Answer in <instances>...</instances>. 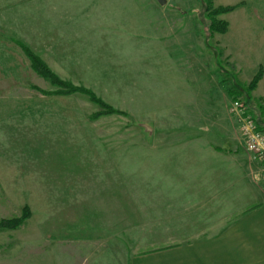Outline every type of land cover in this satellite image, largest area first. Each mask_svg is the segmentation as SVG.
Returning a JSON list of instances; mask_svg holds the SVG:
<instances>
[{
    "label": "rangeland",
    "instance_id": "374dc122",
    "mask_svg": "<svg viewBox=\"0 0 264 264\" xmlns=\"http://www.w3.org/2000/svg\"><path fill=\"white\" fill-rule=\"evenodd\" d=\"M205 1L166 0L167 12L164 13L168 16L165 18L145 0L131 4L134 23L141 30L135 33L138 42L157 41V32L165 28L159 22L166 24V35L161 36L165 39L158 40L148 51H140L152 66L151 85L160 95L164 88L162 76L173 69L167 63L173 65L183 60L175 65L181 74L197 75L200 86L209 81L222 88L223 94L216 98V104L226 107V115L234 123L239 125L229 107L235 97L244 101L264 131V0H211L213 7L234 6V9L217 17L227 21V31L214 33L210 38ZM16 2L23 4L22 17L26 23L19 28L24 32L32 27L30 21L35 17L32 11L44 16L49 10L70 5L67 1L0 0V220L19 217L25 205L31 212L17 229L0 230V264H93L114 245L113 234L106 239L100 237L105 232H113L102 223L100 213L105 218L108 211L96 209L100 198L95 197L94 191L110 189L116 181L118 186L124 187L133 183L123 175L125 172L119 173V179L114 181L102 176V163L96 162L102 156L101 144L112 138L119 139L120 143L122 140L159 143V139L165 137L168 122L173 126L176 120L182 119H175V114L160 117V107L155 111L158 115L141 112V106L136 103L137 95L143 92L142 83L132 80L136 76L118 71L102 76L72 71L58 76L75 85H88L106 103L128 111L129 115H101L93 119V114L102 108L87 96L75 93L52 98L33 89L35 86L42 91H53L58 87L35 73L26 54L2 32V22L13 21L14 9L7 12L8 17L2 12L14 8ZM143 29L150 37L142 34ZM76 69L81 72L80 67ZM259 70H262L260 80L248 91V85ZM137 88L141 90L136 92ZM14 106L22 107L23 113L16 109L2 111ZM34 117L42 124L38 129L31 124ZM43 122L48 123V127L43 126ZM134 147L118 155L133 154L137 160L146 147L142 144ZM104 148L109 150L111 146ZM248 156L250 163L257 161ZM119 164L122 169L125 163L119 160ZM259 180L264 190L263 176ZM87 192H92L91 199L86 198ZM81 202L91 205L84 206ZM148 245L150 243L138 247Z\"/></svg>",
    "mask_w": 264,
    "mask_h": 264
},
{
    "label": "crops",
    "instance_id": "0c3cea01",
    "mask_svg": "<svg viewBox=\"0 0 264 264\" xmlns=\"http://www.w3.org/2000/svg\"><path fill=\"white\" fill-rule=\"evenodd\" d=\"M50 1H67L70 5L49 10L44 16L32 11L35 17L28 32L19 28L26 23L22 2L2 12L8 17L7 12L14 9L13 21L2 22L1 29L22 53L18 41L39 55L57 75L72 71L89 76L116 71L132 74L136 76L132 80L143 86L136 103L141 112L158 115L155 111L160 107V117L175 114V119H182L174 120L173 126L168 122L165 137L159 143H120L112 138L101 144L102 156L96 162L102 163V176L114 181L125 172L123 175L133 183L124 187L116 181L110 189L94 191L95 197L100 198L96 209L108 211L105 218L100 213L102 223L113 232L100 237L106 239L113 234L114 245L93 264H264V190L259 180L262 166L257 161L250 163L238 125L226 115V107L216 104L222 88L209 81L200 86L197 75L181 74L175 66L183 61L180 60L173 65L167 63L173 69L162 76L164 88L158 95L151 85L152 66L140 51H148L158 40L165 39L166 24L159 22L165 28L157 32V41L138 42L135 33L141 30L129 9L135 0ZM145 1L162 18L168 16L166 0L164 4ZM40 93L52 98L71 96ZM109 105L129 115L128 111ZM12 109L23 113L22 107L15 106L2 111ZM31 124L36 129L42 125L35 117ZM43 126L48 127V123L43 122ZM140 144L146 148L139 159L134 160L133 154L128 153L125 157L118 155ZM119 160L125 163L122 169ZM91 193L87 192V199H91ZM145 243L150 245L138 247Z\"/></svg>",
    "mask_w": 264,
    "mask_h": 264
},
{
    "label": "trees",
    "instance_id": "16d2710c",
    "mask_svg": "<svg viewBox=\"0 0 264 264\" xmlns=\"http://www.w3.org/2000/svg\"><path fill=\"white\" fill-rule=\"evenodd\" d=\"M234 9V6H218L213 7L211 0L205 1V15L209 20L207 31L208 38L214 33L224 34L227 31L228 23L223 19L217 18L220 14L228 13ZM22 51L26 54L30 61L31 69L37 73L42 78L48 80L51 85L58 87V89L53 91H42L38 87L32 86L33 89L39 90L44 94H60V95H70V94H83L87 98L96 104H98L102 110L93 114V119L101 115H111V114H124L123 112L113 108L106 102H104L100 97H98L91 89L86 88L83 85H75L70 81L62 80L57 74H55L47 64L32 50H30L24 44H20ZM262 76V70H259L257 74L253 77L247 90L250 91L256 87L257 82ZM235 98V97H234ZM233 98V99H234ZM236 99V98H235ZM257 123V122H256ZM258 125V123H257ZM258 128L263 131V129L258 125ZM31 216V212L28 206H23L21 215L19 217H12L9 219L0 220V230H14L23 224Z\"/></svg>",
    "mask_w": 264,
    "mask_h": 264
},
{
    "label": "built area",
    "instance_id": "2783aa9c",
    "mask_svg": "<svg viewBox=\"0 0 264 264\" xmlns=\"http://www.w3.org/2000/svg\"><path fill=\"white\" fill-rule=\"evenodd\" d=\"M229 112L238 121V132L245 151L261 164L264 178V131L258 128L254 116L244 101L238 98L232 99Z\"/></svg>",
    "mask_w": 264,
    "mask_h": 264
},
{
    "label": "water",
    "instance_id": "95a60500",
    "mask_svg": "<svg viewBox=\"0 0 264 264\" xmlns=\"http://www.w3.org/2000/svg\"><path fill=\"white\" fill-rule=\"evenodd\" d=\"M159 1V3H161V4H164L165 3V0H158Z\"/></svg>",
    "mask_w": 264,
    "mask_h": 264
}]
</instances>
